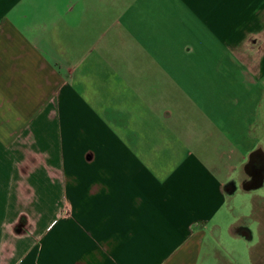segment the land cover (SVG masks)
<instances>
[{
  "label": "crops",
  "instance_id": "0c3cea01",
  "mask_svg": "<svg viewBox=\"0 0 264 264\" xmlns=\"http://www.w3.org/2000/svg\"><path fill=\"white\" fill-rule=\"evenodd\" d=\"M262 102L264 0H0V264H199Z\"/></svg>",
  "mask_w": 264,
  "mask_h": 264
},
{
  "label": "rangeland",
  "instance_id": "374dc122",
  "mask_svg": "<svg viewBox=\"0 0 264 264\" xmlns=\"http://www.w3.org/2000/svg\"><path fill=\"white\" fill-rule=\"evenodd\" d=\"M240 92L243 91L240 90ZM254 100H256V98L250 100L248 105L241 106L240 108L250 114L254 108ZM257 108L260 109L258 110L262 117H259L260 119L258 118L256 122H253V129L249 132L248 138L245 134L240 133L236 140L245 142L246 140L258 139L255 129L264 125V102ZM190 119L193 122L194 119L192 117H190ZM231 122L232 121H230V124ZM241 124L244 126L243 128H246L248 121H242ZM249 124H252L251 120H249ZM259 138L264 139L263 136H259ZM224 149L228 151L229 147H225ZM232 149L236 151V146H232ZM236 177L237 175H235V178ZM237 180H239V178H237ZM256 195H260V198H264V187L254 192H244L238 187L237 192L228 200L229 209L222 220L220 234L218 233L215 239L213 236L209 235L207 244L202 249L199 264H253L251 254L253 255L254 252L260 253L264 245L261 241V239L264 240V216L261 214L259 217L256 216L258 213L257 208L261 206V200L259 197H256ZM258 220H260L259 225L256 224ZM238 225H246L248 229L252 231V241H247L238 235H233L232 230ZM259 241H261V243H259Z\"/></svg>",
  "mask_w": 264,
  "mask_h": 264
},
{
  "label": "flooded vegetation",
  "instance_id": "af4514ba",
  "mask_svg": "<svg viewBox=\"0 0 264 264\" xmlns=\"http://www.w3.org/2000/svg\"><path fill=\"white\" fill-rule=\"evenodd\" d=\"M239 178V180H237ZM236 179H234L226 189L232 188L235 194L238 187L244 192H254L264 187V151L257 149L248 154L245 164L243 165L240 173H238ZM256 197L260 198V195ZM261 206L257 208V215L264 216V198H260ZM257 217V218H258ZM259 219V218H258ZM260 220L256 224L259 223ZM233 231L247 241L253 240V233L248 229L246 225H238L233 228ZM264 243V240L261 239ZM259 241V243H261ZM262 243V244H263ZM259 253L251 254L253 264H264V245Z\"/></svg>",
  "mask_w": 264,
  "mask_h": 264
}]
</instances>
